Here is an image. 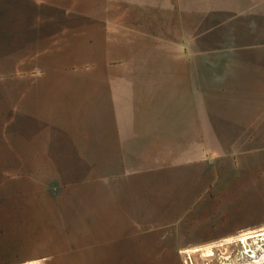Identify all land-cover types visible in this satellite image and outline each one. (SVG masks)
Masks as SVG:
<instances>
[{
    "label": "rangeland",
    "instance_id": "obj_1",
    "mask_svg": "<svg viewBox=\"0 0 264 264\" xmlns=\"http://www.w3.org/2000/svg\"><path fill=\"white\" fill-rule=\"evenodd\" d=\"M149 1L124 6L147 30L157 25L159 38L152 57L126 62L137 78L125 80L118 106L108 95V56L76 43L115 20L111 13L77 23L74 14L45 15L29 34L8 24L13 0L0 10V70L32 71L0 80V104L36 96L12 91L27 77L55 88L42 108L33 102L0 116V264H188L189 256L213 264L203 257L207 247L194 250L264 231V0ZM19 3L43 12L114 6ZM20 30L29 34L26 53L16 47ZM44 39L54 44L47 57L33 51ZM104 49L111 56L124 48ZM64 74L68 90L58 88ZM154 87L156 96L145 99L141 90ZM211 247L224 264L251 263L246 253L226 261L222 247Z\"/></svg>",
    "mask_w": 264,
    "mask_h": 264
},
{
    "label": "crops",
    "instance_id": "obj_2",
    "mask_svg": "<svg viewBox=\"0 0 264 264\" xmlns=\"http://www.w3.org/2000/svg\"><path fill=\"white\" fill-rule=\"evenodd\" d=\"M4 1V2H3ZM13 9H14V13H13V9H12V13L10 16L7 17V19L9 20L8 24L9 25H15V23L17 22L19 24L20 27H22V25L24 24L26 27H29V34L32 33V31H30L32 29V22L34 23V21H38L39 19L42 20V16L45 15H57V16H61L60 18H58L59 21L62 20V15H68V14H74L76 16L75 18V23L80 22L79 18H77L78 16H83L84 14H91V15H98L99 13H111L114 18H111L110 21H106L101 23V25H95V28L91 27V29L87 30L88 28H86L85 30H87V32L85 33V36L88 37L85 40L82 39L83 35L82 33H80V36L76 37V40H78V42H76L77 44H79L81 47L83 46H90V47H102V53H104V55H107L108 58L105 59V65L110 66V72L105 74V78L106 80H108L109 84L108 86L110 87V90L108 89V95L110 96V99L118 106L119 105V98L118 95H121L123 98L126 94V90L128 89V86L125 84V80L127 79H134L137 78L135 71H133L134 73H127L125 68H126V62L130 63V62H137L140 58H144L143 56L148 57V55H150V57H152L153 54V50L158 49V30H156V26L157 25H152V28L148 30L146 29V25H144V21L143 19H139L138 21L133 18V16L137 15L135 14L133 11L128 10L127 7H124L127 5L128 1L130 0H118L116 3L121 4L120 6L115 7L114 3L116 0H113V5L114 6H108V8H105L103 10H98V9H85L83 7L80 8H69V9H63V8H48L47 10H45L44 12L41 10H35L34 8L32 9L31 7H29V5L26 3L25 5L20 6L19 4H16V0H13ZM39 2V0H36ZM154 1H158V0H150L149 3L152 4ZM7 0H2L0 1V7H4L3 9L0 10H4L7 12ZM6 3V4H5ZM129 4V3H128ZM123 6V7H122ZM131 6V5H130ZM157 6V4L155 5ZM155 8V7H154ZM158 8V7H157ZM126 10V14H124V18L122 17V19L117 18L118 14H122L123 11ZM101 11V12H99ZM105 11V12H103ZM141 13V12H140ZM131 14V16H129ZM96 15V16H97ZM139 15V14H138ZM130 18H129V17ZM37 17V18H36ZM32 19V20H31ZM91 19V18H89ZM98 18L94 17V19L92 18V22L96 21L97 22ZM143 21V23H142ZM43 24V23H42ZM141 24L143 26V31H141ZM95 29V30H94ZM81 31H83V28H81ZM23 31L20 30L18 32H16L15 34H17L15 36L16 39V47L21 46V51H23L24 53L28 52V46H26L27 41V36L25 34H22ZM49 42V43H48ZM53 42V41H52ZM49 39H44V45L39 47V48H35L33 51H35L37 54L36 55H40L43 53V55L45 57H47V55H49L50 53V48L54 45ZM121 46L124 49H122V51H115V53L113 52L111 54V56H109V50L104 49V48H108L109 46ZM132 48V52L131 49ZM134 48H139V50L134 49ZM29 50L32 51V48L29 46ZM29 51V52H30ZM156 54V53H155ZM35 56V55H34ZM38 56H35V60L38 61ZM37 58V59H36ZM51 58V56H50ZM54 59V57L52 58ZM75 59V58H73ZM35 61V63H36ZM53 61V60H52ZM41 62V61H39ZM72 64L76 63L71 61ZM37 64V63H36ZM14 68V67H13ZM11 71H8L6 69H1L0 70V80L2 78H7V76H12V75H21L22 73L25 72H32L31 69L28 70H23L21 68H16L13 69ZM43 68L38 67V73H40V75L44 78L43 75ZM158 78V72L153 71L151 77L149 80L153 81L154 80V84L156 85V80ZM26 79L23 82H16V84H12V91L16 92L19 96H23L24 94H28V92L30 91H34L33 95L34 96L28 103H24V98L19 99L18 102L16 103H9V104H5V103H1L0 104V116L4 119H6L9 114H11L12 111H22L24 108L27 109L31 106V104H33L34 102V107L33 109L36 108H42V105L45 106L47 104V102L49 101V95L53 92L52 90L55 89L53 88V86H49L46 82H44V85H38L33 79L31 78H24ZM58 81L57 84L61 85L60 87H58L61 90H68V85H69V80L68 77L66 76V74H64L62 77L58 76ZM9 83V81H8ZM10 84V83H9ZM38 86V87H36ZM145 87V86H144ZM35 88V89H34ZM146 88V87H145ZM157 90V88H151L150 90L147 89H142L141 92L144 95L145 99L149 98L151 99V96H156L155 91ZM141 94V93H140ZM40 95V96H38ZM43 95V96H42ZM141 103V102H140ZM139 106H143L142 109H146L147 104L141 103L139 105H137V107ZM123 108V110H130V107L128 105V103H125V106ZM121 117V115H119V118ZM30 124V122H29ZM115 128H117V131L120 132H125L128 128V126L124 123V122H120L117 121V123L115 124Z\"/></svg>",
    "mask_w": 264,
    "mask_h": 264
},
{
    "label": "flooded vegetation",
    "instance_id": "obj_3",
    "mask_svg": "<svg viewBox=\"0 0 264 264\" xmlns=\"http://www.w3.org/2000/svg\"><path fill=\"white\" fill-rule=\"evenodd\" d=\"M208 243H205L204 245H202V247H199L198 249L194 250L192 255L194 256L195 253H199L200 248L205 249L206 247H208L209 246L207 245ZM211 246L222 247V249L225 250L224 255L227 256V258H223L226 261L236 259L237 256L241 255L242 253H246L247 259L251 261V263L249 264H256L262 258V254L264 253V234H256L255 236L249 237L248 240L244 241L241 239V233H238L233 236L220 238L219 242L214 243ZM203 257L205 256L203 255ZM209 257H213L211 259L213 262L215 260L213 264H224L221 261H219L220 256L218 255L215 256L214 253ZM188 264H202V263L194 262L192 257L189 256Z\"/></svg>",
    "mask_w": 264,
    "mask_h": 264
},
{
    "label": "bare ground",
    "instance_id": "obj_4",
    "mask_svg": "<svg viewBox=\"0 0 264 264\" xmlns=\"http://www.w3.org/2000/svg\"><path fill=\"white\" fill-rule=\"evenodd\" d=\"M256 234H264V231H259V232H251V233H246V234H243L241 235V239L242 240H248L249 237H252V236H255ZM204 256L205 257H209L213 254L212 252V247H207L205 250H204ZM264 260V257L262 258V261ZM261 262V261H260Z\"/></svg>",
    "mask_w": 264,
    "mask_h": 264
}]
</instances>
